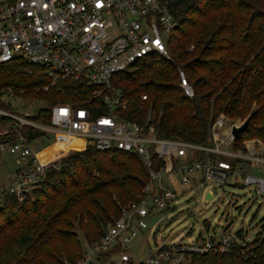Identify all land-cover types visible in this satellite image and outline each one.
Masks as SVG:
<instances>
[{"label":"built area","instance_id":"built-area-1","mask_svg":"<svg viewBox=\"0 0 264 264\" xmlns=\"http://www.w3.org/2000/svg\"><path fill=\"white\" fill-rule=\"evenodd\" d=\"M178 22L162 0H6L0 3V63L20 60L38 66L48 91L62 82L84 92L71 100L50 105V122L35 121L30 113L0 108V149L17 154L21 165L7 177L0 193L22 201L47 174L58 168V160L43 162L37 155V138L32 131L64 133L98 150L116 148L137 154L148 170L149 180L136 200L118 206L117 216L105 223L95 241L81 242L79 257L67 264H134L128 248L147 218L164 208L176 194L164 176L182 173L181 184L200 174L202 182L225 184L241 176L242 185L264 194V174L248 173L253 164L264 166V144L243 141L244 150L234 149L229 132L217 137L225 120L219 114L212 126L214 145L194 144L181 139L160 138L148 118L139 124L123 119L121 93L115 83L132 72L147 57L170 58L169 39ZM180 87L189 98L194 90L184 71L178 70ZM21 99L22 97H15ZM142 100L146 95L141 96ZM6 101L4 98H2ZM219 131V130H218ZM222 145L226 146L223 148ZM254 166V165H253ZM239 231V232H238ZM264 249L261 232L248 240L242 230L222 232L194 243L161 246L135 264H191L192 254L236 253L243 258Z\"/></svg>","mask_w":264,"mask_h":264},{"label":"trees","instance_id":"trees-1","mask_svg":"<svg viewBox=\"0 0 264 264\" xmlns=\"http://www.w3.org/2000/svg\"><path fill=\"white\" fill-rule=\"evenodd\" d=\"M162 1L178 22L169 39L170 58L152 55L122 74L115 83L124 104L120 116L139 124L150 118L160 138L206 145L217 115L245 119L252 114L233 148L244 150L243 141L249 139L264 143V0ZM179 69L194 90L191 98L179 85ZM47 83L38 66L20 60L0 63V108L8 105L2 99L6 88L42 97L49 105L84 92L67 82L43 91ZM32 118L49 124L50 109H38ZM24 131L29 139L42 135ZM148 180L147 168L133 152L80 148L61 159L22 201L4 196L0 264L76 260L81 242L73 222L84 238L97 240L118 206L136 200ZM191 264H264V249L246 259L234 252L192 254Z\"/></svg>","mask_w":264,"mask_h":264},{"label":"rangeland","instance_id":"rangeland-1","mask_svg":"<svg viewBox=\"0 0 264 264\" xmlns=\"http://www.w3.org/2000/svg\"><path fill=\"white\" fill-rule=\"evenodd\" d=\"M4 1L6 0H0V3ZM5 91L3 98L8 103L5 110L33 114L38 109L50 107L42 97L25 96L27 94L23 95L22 91L15 93L8 88ZM256 108V103H253L252 109ZM223 118L224 125L215 133L222 139L231 126H238L245 120L240 117L230 118L224 114ZM36 141L39 144L36 152L43 162H59L85 147H80L82 141L64 133L44 132ZM215 143L219 141L214 140L212 133L206 145ZM222 147L226 148L224 145ZM20 165L21 160L17 154H11L7 148L0 149V186L6 183L8 175ZM253 165L248 167V173L264 174V166ZM94 175L98 176L97 173ZM181 177L180 170L164 176L165 185L175 192L176 197L168 200L164 208L156 210L147 218V228L140 230L130 244L128 252L134 264L145 261L149 251L161 246L194 243L208 237H217L224 231L233 234L237 230H242L245 238L251 240L261 232L264 224V194L256 196L252 187L243 186L241 176L232 177L225 184H218L213 181L204 183L200 174L196 173L190 175L191 182L188 185L181 184ZM208 191L213 196L206 201ZM73 229L83 243L85 233L83 235L76 221L73 222Z\"/></svg>","mask_w":264,"mask_h":264},{"label":"water","instance_id":"water-1","mask_svg":"<svg viewBox=\"0 0 264 264\" xmlns=\"http://www.w3.org/2000/svg\"><path fill=\"white\" fill-rule=\"evenodd\" d=\"M252 117V114H250L245 120L238 126H232L231 127V135L233 136L234 140L239 138L241 134L247 129L248 123L250 121V118ZM213 194L211 191H208L205 196V200L208 201L210 198H212Z\"/></svg>","mask_w":264,"mask_h":264}]
</instances>
